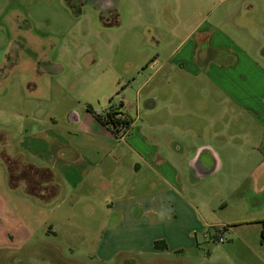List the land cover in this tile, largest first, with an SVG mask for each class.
Listing matches in <instances>:
<instances>
[{
	"label": "crops",
	"instance_id": "crops-1",
	"mask_svg": "<svg viewBox=\"0 0 264 264\" xmlns=\"http://www.w3.org/2000/svg\"><path fill=\"white\" fill-rule=\"evenodd\" d=\"M121 3L117 1V6ZM225 19L239 38L216 29L180 53L179 59L186 61H180L184 64L181 70L192 79L186 102L174 100L179 97L175 94L182 95L183 87L177 85L166 89L162 84L146 94L149 111L158 106L165 110L161 118L139 124V118L119 109L127 127L114 133L87 110H69L61 124L57 119L46 123L54 131L47 138V153L33 155L31 147L33 158L38 159L31 163L24 148L9 154L8 134L0 135V162L8 172L9 188H23L30 199L48 204L62 195L61 204L56 206L63 211L62 219L79 215L85 220H103L110 236L123 227L145 233L159 229L162 233L152 236L150 242L155 248L154 241H164L166 248L161 251L193 247L198 236L206 239L218 225H224L222 233L232 232L229 244L238 237L250 246L238 231L248 233L239 226L252 223L254 214L264 206V0H233ZM176 50L170 55L176 56ZM215 90L220 92L216 102ZM155 94L162 98L161 104ZM125 101L122 108H127ZM0 102L6 115L21 116V101L5 98ZM188 111L186 119L200 121L202 128L190 125L191 129H182L185 118L181 114ZM34 115L31 138L38 134L35 127L45 123V118L36 112ZM44 130L42 127L41 132ZM185 135L196 138L197 143L188 142ZM205 137L210 141L200 142ZM216 138L220 140L218 147ZM11 200L0 194V243L22 246L29 240L25 236L31 235V227L7 217L4 208L9 205L13 210ZM257 218L255 230L261 235L264 215ZM112 219L114 226L109 224ZM88 233L79 234L86 237ZM174 236L184 240L175 242ZM96 246L101 247L102 240Z\"/></svg>",
	"mask_w": 264,
	"mask_h": 264
},
{
	"label": "rangeland",
	"instance_id": "rangeland-1",
	"mask_svg": "<svg viewBox=\"0 0 264 264\" xmlns=\"http://www.w3.org/2000/svg\"><path fill=\"white\" fill-rule=\"evenodd\" d=\"M113 1L116 2L0 0V101L16 99L24 104L18 109L21 116L17 118L6 115L0 102V135L8 134L7 152L21 147L26 149L27 161L37 162L33 155L47 153V138L54 133L47 125L55 119L61 124L68 112H86L88 106L102 113L109 106L128 110L133 118H139V124L155 121L165 115V110L158 106L149 111L150 100L145 96L150 90L162 84L166 89L177 85L183 87L182 95L175 94L179 97L174 100L184 103L188 99L192 79L181 70L184 64L179 58L192 41L211 36L216 29L239 38L225 19L233 0ZM117 1L123 2L121 7ZM215 35L220 37L221 33ZM172 49L178 50L176 56L170 55ZM142 82L144 85L136 92ZM219 93L215 90V102ZM154 97L161 104L159 94ZM122 100H126L127 108H122ZM186 109L190 110V106ZM35 112L45 118V123L35 127L38 134L31 138ZM48 113L50 116L46 117ZM188 116L189 111L181 114L185 118L183 130L191 129L187 127L190 125L202 128L200 121L191 122L186 119ZM42 127L45 130L41 132ZM185 138L197 143L196 138ZM206 138L200 142L210 141ZM214 144L218 147L220 140L216 138ZM8 179L0 162V194L13 202V210L7 205L4 212L18 223H28L31 235L25 236L29 240L22 246L0 243V264H264V244L260 243V232L255 230L257 217L264 215V206L254 214L256 219L252 223L239 226L248 232L238 234L250 246L238 237L229 244L232 232L210 230L206 239L198 236L199 242L193 247L161 251L150 242L152 236L162 233L159 229L145 233L123 227L110 236L103 220H85L79 215L62 219V209L56 208L62 195L55 196L50 204L30 199L23 194L25 189H10ZM115 222L109 220L110 226ZM84 231H89L86 237L79 234ZM219 236L225 238L224 242L217 241ZM99 240L101 247L96 246ZM173 240L184 238L174 236Z\"/></svg>",
	"mask_w": 264,
	"mask_h": 264
},
{
	"label": "trees",
	"instance_id": "trees-1",
	"mask_svg": "<svg viewBox=\"0 0 264 264\" xmlns=\"http://www.w3.org/2000/svg\"><path fill=\"white\" fill-rule=\"evenodd\" d=\"M87 110L92 113V115L102 124L106 125L111 129L112 132L117 133L118 130L121 128L127 127V122L125 119H122L120 117H117L116 114L119 113L118 110L113 107L109 106L108 110L104 113H98L94 109H92L90 106L87 107ZM264 230V229H263ZM261 233V241L264 242V233ZM154 247L156 249H165L166 244L162 240H156L154 241Z\"/></svg>",
	"mask_w": 264,
	"mask_h": 264
},
{
	"label": "built area",
	"instance_id": "built-area-1",
	"mask_svg": "<svg viewBox=\"0 0 264 264\" xmlns=\"http://www.w3.org/2000/svg\"><path fill=\"white\" fill-rule=\"evenodd\" d=\"M215 229H216L217 232H221L224 229V225H218V226L215 227ZM224 240H225V238L223 236H219L217 238L218 242H224Z\"/></svg>",
	"mask_w": 264,
	"mask_h": 264
},
{
	"label": "flooded vegetation",
	"instance_id": "flooded-vegetation-1",
	"mask_svg": "<svg viewBox=\"0 0 264 264\" xmlns=\"http://www.w3.org/2000/svg\"><path fill=\"white\" fill-rule=\"evenodd\" d=\"M118 112H119V111H118ZM116 116H117V117H120V118H122V119H124V116H123V114H122L121 112L117 113Z\"/></svg>",
	"mask_w": 264,
	"mask_h": 264
}]
</instances>
